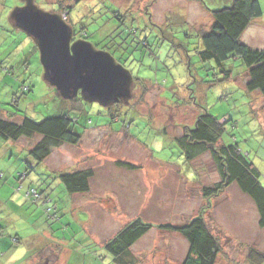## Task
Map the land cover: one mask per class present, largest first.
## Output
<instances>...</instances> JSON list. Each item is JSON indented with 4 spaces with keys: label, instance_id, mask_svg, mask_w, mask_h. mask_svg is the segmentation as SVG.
Masks as SVG:
<instances>
[{
    "label": "rangeland",
    "instance_id": "1",
    "mask_svg": "<svg viewBox=\"0 0 264 264\" xmlns=\"http://www.w3.org/2000/svg\"><path fill=\"white\" fill-rule=\"evenodd\" d=\"M34 1L61 16L70 7L65 22L75 38L82 32L96 49L109 51L117 62L122 59L119 63L133 78L132 97L110 107L80 97L75 102L60 98L43 79L38 49L29 54L21 50L22 44L16 48L22 38L35 47L9 21L24 0H0L2 58L9 59L7 67H14L13 75L0 72V117L42 122L65 114L77 121L82 137L78 145L64 144L41 164L24 151V144L14 149L13 157L0 151V264H112L105 243L137 218L155 227L134 246L136 264H182L187 239L157 226L183 225L201 210L221 247L216 264H252L251 248L264 264V229L249 197L233 184L203 210L209 203L203 187L220 181L219 167L208 151L189 162L179 142L184 130L207 110L224 125L221 143L237 144L259 170L264 186V99L247 90V70L240 60L228 62L233 76L228 81L220 80L214 61H201L200 29L209 28L211 19L200 4ZM205 1L219 7V1L227 0ZM258 1L262 17L244 39L264 50V0ZM57 5L64 10L56 11ZM119 10L124 17L113 14ZM22 86L31 91L24 92ZM24 143H33L32 138ZM120 161L136 168L122 167ZM84 169L94 173L89 192L69 194L59 176ZM18 172L23 177L17 174L14 179ZM31 189L36 196H26ZM10 201L19 207L8 210L14 207ZM4 254L11 257L1 260Z\"/></svg>",
    "mask_w": 264,
    "mask_h": 264
},
{
    "label": "trees",
    "instance_id": "2",
    "mask_svg": "<svg viewBox=\"0 0 264 264\" xmlns=\"http://www.w3.org/2000/svg\"><path fill=\"white\" fill-rule=\"evenodd\" d=\"M189 1L191 4L194 2L201 4L211 19L209 28L206 26L205 29H200L201 50L198 55L201 61H214L221 75L220 80L228 81L233 77L227 66L228 62L240 60L247 70L245 74L247 90L258 93L264 99V50L252 48L244 39V34L249 27L262 17L259 1L227 0L226 4L219 1V7L215 2L216 6H211L205 0ZM154 2L156 0L151 1L150 5L152 6ZM62 9L64 10L60 5H57L56 11L61 12ZM120 11H115L113 14L118 18L124 17ZM66 12L70 14V7ZM11 30L13 31L14 28ZM80 38L85 39L82 32ZM26 39L30 40L28 37ZM25 41L24 38L21 42L18 41L16 48L19 49L22 44L23 49L21 50H28V53L32 54V48H37L36 45L32 47L29 42ZM2 56L3 52L0 48V72L13 75L14 67H7V64L10 63L9 59H3ZM119 62L122 63V59H119ZM27 65L26 62V71L29 69ZM21 89L24 92L31 91V87L22 86ZM79 97L81 98L79 95L71 100L78 101ZM64 100L69 101V99ZM76 124L75 119L65 114L47 118L42 122H36L28 117H23L21 122L0 117V151L5 150L6 156L13 157L14 149H18L19 145L24 144L26 149L24 151H28L35 162L41 164L53 156L52 154L64 144L75 146L81 142L82 137ZM224 132L225 128L222 122L204 110L198 115L194 126L186 128L183 135L179 137V142L187 153L189 162L194 161L204 151H208L219 167L220 181L212 187H203V196L209 202L203 210L210 207L211 198L220 197L231 185L237 184L242 194L248 196L255 205L259 216L258 225L264 229V186L260 182L261 174L237 144L225 145L221 143ZM28 138H32L33 143L25 144L24 141ZM118 164L122 167L136 168L135 165L127 162L120 161ZM17 174L18 178L23 177L18 172L14 179L17 178ZM8 176L11 180L13 179L12 174ZM93 176V171L84 169L61 174L59 177L69 194H85L90 190V180ZM34 192L37 194L35 190H29L26 196L34 195ZM201 211L197 217L183 225L160 224L157 226L167 232L179 233L187 239L189 249L182 264H216V259L221 252L219 241L211 232L203 216L204 212ZM154 227L153 224L144 222L141 218L125 224L104 246L113 258L112 264H136L132 250ZM256 250L251 248L248 254V259L252 264H259L262 261L261 255Z\"/></svg>",
    "mask_w": 264,
    "mask_h": 264
},
{
    "label": "water",
    "instance_id": "3",
    "mask_svg": "<svg viewBox=\"0 0 264 264\" xmlns=\"http://www.w3.org/2000/svg\"><path fill=\"white\" fill-rule=\"evenodd\" d=\"M9 21L36 45L43 79L64 99L79 95L103 107L128 102L132 97L131 74L108 51L75 39L73 28L61 15L40 9L34 0H24Z\"/></svg>",
    "mask_w": 264,
    "mask_h": 264
},
{
    "label": "crops",
    "instance_id": "4",
    "mask_svg": "<svg viewBox=\"0 0 264 264\" xmlns=\"http://www.w3.org/2000/svg\"><path fill=\"white\" fill-rule=\"evenodd\" d=\"M193 4H199L198 2H194ZM200 6L202 7V5L200 4ZM203 8V7H202ZM202 12L204 13L205 12V10H204V8H203V10H202ZM206 13V12H205ZM207 15H208V13H206ZM255 25V23L253 24V25H251L250 27H249V29L247 30V32L244 34V38L246 37L247 39H248V37H247V35H248V33H249V30H251L252 29V27ZM246 40V39H245ZM247 42H248V40H246ZM222 196V195H221ZM220 196V197H221ZM219 197V198H220ZM12 204H13V208H11V209H8V210H14V209H16V208H18L19 207V205L16 203V202H13V201H10ZM254 205V204H253ZM254 208H255V210H256V212H257V209H256V207H255V205H254ZM107 209L108 210H111V208H109V207H107ZM257 216H258V212H257ZM124 218V217H123ZM258 218H259V216H258ZM5 235H7V236H9V232H5ZM9 257H11V255L10 254H4L3 256H2V259L1 260H4V259H6V258H9ZM62 260V257H58V260Z\"/></svg>",
    "mask_w": 264,
    "mask_h": 264
},
{
    "label": "clouds",
    "instance_id": "5",
    "mask_svg": "<svg viewBox=\"0 0 264 264\" xmlns=\"http://www.w3.org/2000/svg\"><path fill=\"white\" fill-rule=\"evenodd\" d=\"M62 18H63V16H62ZM64 19V18H63ZM67 23V22H66ZM74 37H75V34H74ZM76 39V38H75ZM78 39H83V38H78ZM77 40V39H76ZM83 40H85V39H83ZM29 196V195H28ZM14 241H16V239H14ZM16 255H22V253H17Z\"/></svg>",
    "mask_w": 264,
    "mask_h": 264
},
{
    "label": "built area",
    "instance_id": "6",
    "mask_svg": "<svg viewBox=\"0 0 264 264\" xmlns=\"http://www.w3.org/2000/svg\"><path fill=\"white\" fill-rule=\"evenodd\" d=\"M66 14L63 15L64 20H67V15ZM34 195L36 196L35 192H34Z\"/></svg>",
    "mask_w": 264,
    "mask_h": 264
}]
</instances>
